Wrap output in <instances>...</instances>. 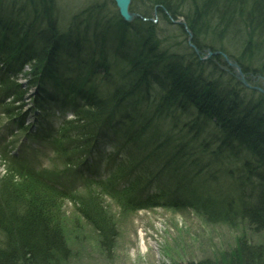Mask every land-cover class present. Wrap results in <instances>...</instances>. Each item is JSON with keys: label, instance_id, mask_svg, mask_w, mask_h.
Returning <instances> with one entry per match:
<instances>
[{"label": "trees", "instance_id": "trees-1", "mask_svg": "<svg viewBox=\"0 0 264 264\" xmlns=\"http://www.w3.org/2000/svg\"><path fill=\"white\" fill-rule=\"evenodd\" d=\"M37 1L40 7L49 10L50 3L48 4L46 0ZM149 1L151 5L146 4V9L140 12L131 24L125 23L117 12L110 13L113 19L121 22L117 23V26L113 25L114 29L106 30L104 24L97 23L91 11L85 12L80 18L73 17L70 23V26L74 27L71 33L77 34V39L82 36L80 31L78 32V25L83 24L85 30L92 27L96 32V38H99L96 43L103 52L101 58H95L96 61L84 60L82 66L85 65L87 70L85 72L80 70L73 76L72 88L78 92H90L91 87L99 90V87L103 89L106 86L104 88L106 92H102V99L82 112V116L89 122L84 142L92 138L96 128L93 122L96 120L98 122L103 115L112 110L111 106L114 103L122 100L126 108L132 96L138 95L140 101H135L136 106L132 111L135 119L132 125L134 130L138 129L137 131H146L141 125L156 130L159 128L163 143L158 149L157 161L167 160L162 165L171 170L176 165L174 161H177V158L185 160L187 164L200 153V157L206 156L202 159L208 161L207 169L212 168L214 164L221 178H229L234 182L233 193L222 192L221 197L211 200L203 198L202 190L205 184L200 183L202 179L198 177L200 181L197 180L195 190L187 188L186 196L190 197V193L203 194L202 202L213 205L208 207L203 205L201 208L193 203L195 208L206 209L202 212L207 215L219 218L217 215L219 213L229 219H232L231 213L237 211L264 230V94L258 92L257 95H252L233 74L229 75L218 67V61L226 54L236 59L247 75L254 73L264 76L262 54L258 55L259 52L256 54V49L264 53V41L254 44L251 40L255 32L264 34V0ZM156 12L162 17L159 24L152 19V14ZM211 14L210 23L206 25L204 19ZM145 16L149 19H145ZM179 17L187 19L193 34V45L186 43L183 51L170 49V45L162 50L159 43L163 40L157 36V32H161V29L166 32L170 23ZM50 22L48 21L49 25ZM166 23L167 25H164ZM175 27H180L185 37L187 35L186 42L188 32L184 26L178 24ZM49 29V34L55 40L62 33L63 36L65 32L68 34L67 31L62 32L53 25H50ZM109 34L115 37L111 45L113 52L110 49L112 53L109 54L113 55L114 52L118 54L113 55V60H110L108 52L105 51L107 39L111 38L107 37ZM130 38L134 39L137 45H131L127 41ZM52 39L47 38L46 44L52 45ZM166 40L165 35L164 41ZM96 43L95 45H98ZM66 45L69 46V42H66ZM92 45L90 44V47ZM210 48L212 51L220 50L224 53H218L203 61L196 49L204 51ZM207 62H211L209 67L213 73L209 67L208 71H205ZM120 64L125 67H118ZM155 74L158 81L149 77ZM51 77H54V74H51ZM76 82L79 87L74 84ZM249 101L254 108L248 105ZM185 102L197 110V117L191 122H183L190 117ZM140 115L145 117V121ZM201 118L203 126L209 128L213 121L214 127L222 129L223 135L212 134L208 135L209 137L206 135L208 138H205L203 133L205 131L196 125ZM192 125L198 129H190ZM230 125H239V128L233 131ZM184 168L179 164L180 170ZM174 169L179 172L177 168ZM184 176L186 183L193 182V175L187 173ZM10 177L9 179H13V176ZM10 182L13 181L5 183V188L0 194V227L10 244L8 251L0 249V264H58L54 251L66 247L56 211L60 197L45 189L37 181L32 182L36 184V190L31 196L25 187H17L15 183L10 185ZM217 202L218 204H215ZM24 203L27 205L26 209L22 208L25 206ZM242 262L245 261L235 264H245Z\"/></svg>", "mask_w": 264, "mask_h": 264}, {"label": "rangeland", "instance_id": "rangeland-1", "mask_svg": "<svg viewBox=\"0 0 264 264\" xmlns=\"http://www.w3.org/2000/svg\"><path fill=\"white\" fill-rule=\"evenodd\" d=\"M30 1L31 0H0V18L3 21H6L8 17L6 16V12H14L17 13L18 16L16 18V23L12 26L13 28L10 32L11 36L20 37V34H23V25L25 29L29 31L31 37L38 34V32L46 37V33H49V30L52 29H49L50 25L58 27L62 32L67 31L71 22L70 20L73 17L80 18L82 15L84 16V13L87 11H91L92 16L94 13L97 23L104 24L106 30L108 28L114 29L117 23H121L113 19L110 14L119 12L114 5V0H50V16L49 13L44 14L46 10L42 8L43 6L41 8L44 12L38 14L37 10H39V7L37 8L36 6L38 1L32 0L36 3H34L35 5ZM146 4L151 5V2L149 0H133L131 2V11L133 14L137 13L139 15L140 12L146 9ZM158 14L157 12L152 14V19H154L156 24H159L162 19ZM210 16H212V14L209 15V17L206 16L204 19L206 25L210 23ZM136 17L134 19H136ZM147 18L148 17L145 16V19ZM46 19H50V25ZM178 24L183 25L188 32V40H186V42L185 39L187 35L185 37L184 31L182 32L180 27H175ZM164 25H167V23ZM162 27L164 26L162 25ZM98 29L102 31L100 27H98ZM166 32L162 29L161 32H157V36L163 40L159 43L162 50L170 45V49L174 48L175 51H183V47L186 43H191V45H193V34L192 31H190L187 19L184 17L174 19ZM79 33L84 36V38H82L84 42L93 44L91 48L92 52L98 53V51H100V45L96 43V40L98 42L99 38H96V32L92 27L85 30L83 24H81ZM70 34L71 37L77 35L73 33ZM61 35H63V33ZM165 35L167 42L164 41ZM111 36L112 34L107 35V37ZM114 38L115 37L107 39V44L105 45L107 50L105 51H107L108 54L113 52V46L111 45H113ZM251 38L254 44L262 43L264 41V34H257L255 32ZM7 40L9 42H14L15 38H8ZM61 40L62 39L56 41L57 44H59V49H56V55L59 57L62 56V58L60 57L56 62L65 61L71 53L67 47L64 48L65 43ZM127 41L130 42L131 45H137V42L132 38ZM225 41L226 40H224V42ZM95 43L98 45H95ZM36 46L33 45L34 48H36ZM69 46L76 45L72 42ZM88 48L87 45L84 50L81 48L80 52L82 54L86 52L87 55L84 59L90 61L92 53ZM221 52L223 51H212L211 48L204 51L198 49V54L203 61H207L212 56ZM258 52V55L262 54L264 60V53L256 49V54ZM72 53L71 56L76 57L74 51ZM114 54L118 55L116 52H114L113 55ZM113 55L109 54L110 60L114 59ZM171 56L173 55H170V57ZM221 59L219 60L220 62L218 61V67H221L229 73V75L233 74L245 88L251 91L252 95H257L261 87L264 89V83L262 82V78H264L263 75L257 74V77L251 74L247 75L241 68L239 62L226 54L222 55ZM213 60L215 61L217 59ZM207 64L208 66L205 67L206 72L211 62H207ZM118 67L123 68L125 66L120 64ZM23 68L24 69L20 67V71L22 70L23 72L24 70H28V64L26 63ZM71 70V75L77 73L75 67L72 66ZM210 71L213 73V70L210 69ZM156 74L149 76L150 79L158 81L159 79L156 78ZM215 83L219 84L217 81H215ZM211 84H213V81ZM139 97L138 95L132 96L131 101L134 103L135 101L139 102ZM185 104V107H188L187 109L190 117H188V120H181H183V122H191L197 117V110L195 107L188 106L187 102H185ZM250 104L251 102L249 101L248 105ZM250 106L254 108L253 105ZM6 112L5 107L0 105V123L4 118L3 116H6ZM183 122H181V125ZM211 123L212 126L207 128L203 126L204 124L201 118V121L196 123V125L197 127L199 126V129L205 131L203 132L204 137L212 134L222 136V129L217 126L214 127L213 121H211ZM194 126L195 125H192L190 129H198ZM72 138V136H68L66 141L72 140ZM195 158L199 159V157ZM202 158L204 159L206 156ZM202 158L200 160H202ZM46 160L47 159L42 162L47 163ZM60 168L61 166H56V169ZM1 171L2 169L0 168L2 183H8L9 180H12L13 182H10V185L15 183L17 187H25L24 189L29 192L30 196L35 193V184L29 182L28 186H26L27 184L17 177L16 173L13 171L8 174V176L6 175L7 172L4 173L5 171ZM4 176L5 178H3ZM10 176H13V179H9L11 178ZM31 177L35 178L33 176ZM224 180L219 181L221 185L220 188H223L221 192L226 190L229 194V192L232 191V184L234 182L231 183V181L228 182ZM183 185H186V183ZM2 189L3 188L0 189V192H2ZM212 189L218 192V187L213 186ZM79 192V197L82 200L78 199L74 201L63 198V200L60 201L61 203L57 202L56 204L57 217L58 221L61 223V231L63 232L66 244L64 249L54 251L57 254L58 264H235L240 261H245L242 262L245 264H264V230L249 221L240 212L236 211L231 213L233 214L231 215L232 219L225 218L223 217L224 215L217 213V215H219L218 218L213 215L204 214L202 211L206 209H191L184 203H181L179 207L169 204L166 206L155 205L148 209L130 211L128 208H124L123 205L116 202L112 195H110V197L98 188H90V190L89 187L88 189L80 188ZM211 193L213 194V191H211ZM91 194L93 195L91 196ZM208 195L211 194L209 193ZM46 196H48V194H46ZM84 201H86V204L83 203ZM83 204H85V207L82 206ZM215 204H218V202ZM212 205L213 204H209L206 206ZM215 212H217L216 209ZM143 229L151 232V234L146 236L149 251L147 250L144 252L140 249L142 245ZM64 250L65 252H60Z\"/></svg>", "mask_w": 264, "mask_h": 264}, {"label": "bare ground", "instance_id": "bare-ground-1", "mask_svg": "<svg viewBox=\"0 0 264 264\" xmlns=\"http://www.w3.org/2000/svg\"><path fill=\"white\" fill-rule=\"evenodd\" d=\"M46 1L48 4L50 3L49 0ZM47 38L52 39L51 34L46 33V38L41 36L38 38L39 40L36 41L40 45H43V40ZM56 41L58 40L53 38L51 40L52 45L45 46L38 54L28 61L30 70H24V77H21L20 84L18 85L19 95L22 98L23 104H21L20 107H7L6 116L13 123L12 131L19 138L40 145L57 163L73 167L69 171L70 176L76 170L85 171L87 175H90L91 170L94 173L97 172L96 168L104 167L105 171L111 170L112 167L115 168L119 173L132 180L135 184L134 193L137 197L140 198V194L136 191V188L142 192L146 198V202L152 203L156 196L155 187H148L146 183L141 180L140 174L136 170L143 172L149 163L155 164V158H159L158 149L161 148L163 140L160 138L159 128L156 130L155 128L141 125L143 130L150 132L137 131L138 129L134 130V126L132 125L135 119V115L132 113L136 106L134 102L130 103L126 108L122 100L114 103L113 105L116 109H114L115 107L112 105V110L110 109L107 114L103 115L101 119L98 120V122L97 120L93 122L96 128L93 131L92 138H89L86 143L84 142V135L88 131V119L82 116L81 118L78 117L76 123H63L64 118H61L57 111L59 110L61 101H63L66 114H77L78 112H83V110L88 107H93L95 103H98L102 99V92H106L104 89L106 86L103 87V89L99 87V90L90 86V92H85L84 95H82V97L86 99L83 100V106H79L75 98L67 99L62 96L64 94V89L56 91L55 97H57V102L55 105L53 106V104H51L50 109L48 108L47 111H42L41 114H37V112L40 111L37 99L40 100L42 93L47 91L46 86L43 91V84L45 83V78L48 80L50 79L49 67H65L67 71L65 80L70 78L72 66L76 68L77 72H79L80 69L84 71L87 70L82 67L84 61H79V64L76 65L71 57L66 58L63 62H56V59L62 58V56L59 57L56 55V49H59V44H57ZM6 61L13 63V61L16 60L12 54H8ZM36 62L39 63L38 68H36ZM79 74L82 75L83 73ZM65 80L61 83L62 85H64ZM16 83L19 82L16 81ZM0 99H5V96L0 94ZM142 117L143 116L140 115L141 119ZM143 120L145 121V117H143ZM26 121L37 122V124L34 129L31 127L23 129L22 125H24ZM230 127L234 131L239 128V125H230ZM134 133H136V136L132 137V141H127L128 137ZM45 135H58L60 139L66 136H72L73 138L65 143L59 141L55 144H44L42 142V137ZM119 146L124 149H138L141 151V154L137 153L129 159L130 167L120 163L121 159L117 155L114 157L111 156V152ZM168 151L170 152L171 150L168 148ZM198 155L201 154L199 153ZM123 160L125 161V159ZM190 164L191 163L188 165ZM197 165H200V161L197 162ZM81 178H86V176H82ZM132 182L126 181L124 183L118 182L112 184L117 190L123 189L118 195L120 201H123V192L129 190L133 186ZM171 187L174 188L175 184L172 183ZM106 189L109 190V187ZM190 195L191 196L186 199V202L190 205L189 208L196 209L195 206H200L202 208L203 205L207 204V202H202L204 201L202 194L190 193ZM181 200L185 203L183 198H181ZM193 203H195V206ZM149 234H151L149 230H142V245L140 248L142 252L148 250L149 245L146 236Z\"/></svg>", "mask_w": 264, "mask_h": 264}, {"label": "water", "instance_id": "water-1", "mask_svg": "<svg viewBox=\"0 0 264 264\" xmlns=\"http://www.w3.org/2000/svg\"><path fill=\"white\" fill-rule=\"evenodd\" d=\"M131 1L132 0H115L118 11L125 21H132L136 17V14H133L129 9ZM262 79V82L264 83V78ZM261 90L264 91V89Z\"/></svg>", "mask_w": 264, "mask_h": 264}]
</instances>
